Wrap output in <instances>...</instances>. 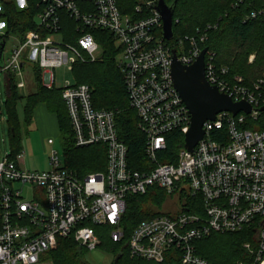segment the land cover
Returning <instances> with one entry per match:
<instances>
[{"label":"built area","instance_id":"built-area-1","mask_svg":"<svg viewBox=\"0 0 264 264\" xmlns=\"http://www.w3.org/2000/svg\"><path fill=\"white\" fill-rule=\"evenodd\" d=\"M236 1L238 7L242 0ZM132 2V12L124 13ZM16 4L35 12V29L21 40L7 37L14 46L0 71L22 77L30 63L42 72L45 87L57 88L54 70L71 71L77 63L97 62L102 52L94 32L108 31L120 50L117 62L129 106L146 136L147 162L140 171L132 168L116 112L97 109L89 85L66 81L59 89L74 144L103 146L105 168L78 173L63 166L57 151L52 169L41 172L26 169L22 151L0 157V264H43L42 258L56 249L58 241L69 237L95 251L101 243L95 226L100 225L111 226L112 239L119 242L124 237L121 222L127 199L157 190L169 198L171 208L137 225L128 241L132 257L155 263L213 264L199 254V241L213 234L246 232L252 240L244 243L246 254L236 264H264V76L247 84L243 76L231 75L219 64L216 53L204 47L211 26L170 44L174 37L164 38L159 0H16ZM246 19L264 21V10H255ZM64 28H76V43L64 41ZM0 29L5 30L2 22ZM204 49L206 81L234 102L248 103L252 112L219 113L204 124L202 140L189 151L185 135L191 115L173 80V52L182 65L192 66ZM24 86L23 81L17 83V88ZM173 132L184 135V144L174 163H160L159 154L166 151L167 136Z\"/></svg>","mask_w":264,"mask_h":264},{"label":"trees","instance_id":"trees-1","mask_svg":"<svg viewBox=\"0 0 264 264\" xmlns=\"http://www.w3.org/2000/svg\"><path fill=\"white\" fill-rule=\"evenodd\" d=\"M132 1V0H131ZM174 6L173 31L176 44L180 38L197 36L208 26L206 48L217 55V62L226 66L231 75H241L247 84H252L264 76V21L262 19H246L255 10H264V0H242L235 7L236 0H165ZM135 2V1H134ZM132 4L123 10L131 13ZM0 22L5 24L6 37L16 35L23 39L34 26L35 12L20 10L16 0H0ZM64 41L76 43V28H64ZM95 37L101 46V58L94 63H77L73 69L76 84H87L92 89L93 104L97 109L116 112V123L120 138L129 149V162L135 170H142L147 157L145 154L146 136L138 127V116L129 106L123 74L118 67L119 48L111 33L97 29ZM255 54L252 64L249 57ZM37 91L24 98L17 89V81L8 73V97L5 106L8 111V124L13 153L21 151V124L18 108L23 105L25 121L30 125L36 107L43 103L58 118L60 131L64 141V151L68 157V165L81 174L103 170L105 168V148L103 146L76 147L73 131L66 107L62 104L61 89H48L43 86L40 70L35 67ZM184 144V135L173 132L167 136V149L159 154L160 163H174L177 151ZM68 168V167H67ZM68 168V169H71ZM166 195L159 190L147 195L129 197L121 226L124 237L115 242L109 232L111 226H95L100 238L99 249L107 252L113 261L111 264H171V262L155 263L132 257L128 241L137 225L144 219L160 214L166 201ZM2 207L0 192V230L2 225ZM109 232V233H108ZM252 240L246 232L236 234H213L197 243L199 254L213 264H236L245 256L244 243ZM89 251L76 243L72 238L58 241L56 249L47 253L43 263L50 264H90L86 259Z\"/></svg>","mask_w":264,"mask_h":264},{"label":"rangeland","instance_id":"rangeland-1","mask_svg":"<svg viewBox=\"0 0 264 264\" xmlns=\"http://www.w3.org/2000/svg\"><path fill=\"white\" fill-rule=\"evenodd\" d=\"M21 10V9H20ZM5 32L4 29H0V35H3ZM15 38L18 36L14 35ZM55 39H60V37H55ZM8 47L5 53V60L7 61L10 58L11 49L14 44L11 39H8ZM118 47V46H117ZM29 51H26L24 57L28 55ZM120 51H118V56ZM117 56V57H118ZM255 59V54H252L249 57L248 63L252 64ZM118 63V62H117ZM75 66V65H74ZM33 64L26 63L25 77L27 81V88L20 90V93L23 97H26L29 92L35 91V81L34 75L32 73ZM57 88H60L65 84L66 81L76 82L75 77L73 76V70L69 71L67 67L56 68L54 70ZM45 82H42L44 84ZM55 88V87H54ZM7 99L6 85H5V76L4 73L0 72V157H4L12 149L11 135L9 131L8 124V111L4 103ZM63 104V103H62ZM23 105H20L18 108V117L21 124L20 131V145L21 151L25 154V167L30 171H48L51 170V158L54 154V151H57L62 160L63 166L69 167L68 157L64 153V141L61 132L59 131L55 117L53 115H46L44 113H39V108L43 107L40 105L36 114L33 117L31 125H27L25 121V112L23 110ZM41 110V109H40ZM49 114V113H48ZM49 116V117H47ZM53 122V123H52ZM53 140V144L49 143V140ZM74 168H71L73 170ZM78 172L77 170H73ZM79 173V172H78ZM171 201L169 198H166V201L163 205L162 210H170ZM113 228H110L109 232L111 234ZM108 232V233H109ZM86 259L90 264H111L113 258L105 251L97 249L95 251L88 252L86 254ZM50 264V263H43Z\"/></svg>","mask_w":264,"mask_h":264},{"label":"water","instance_id":"water-1","mask_svg":"<svg viewBox=\"0 0 264 264\" xmlns=\"http://www.w3.org/2000/svg\"><path fill=\"white\" fill-rule=\"evenodd\" d=\"M158 9L163 18V35L166 40L174 37L173 17L174 6L159 0ZM6 47V41L0 42V57ZM207 49L192 66H184L173 52L172 76L175 86L186 104L191 115V127L185 135V146L193 151L195 146L204 136L203 126L207 121L215 120L222 112H232L237 115L240 112L249 114L251 106L244 102H234L229 96L222 94L216 87L211 86L205 79L204 66ZM264 111V107L261 109Z\"/></svg>","mask_w":264,"mask_h":264},{"label":"crops","instance_id":"crops-1","mask_svg":"<svg viewBox=\"0 0 264 264\" xmlns=\"http://www.w3.org/2000/svg\"><path fill=\"white\" fill-rule=\"evenodd\" d=\"M0 42H1V41H0ZM7 47H8V45H7ZM4 59H5V56L3 57V55H2V56L0 57V64L3 63ZM5 61H6V60H5ZM5 61H4V62H5ZM25 70H26V67L22 70V77H21V76L16 77V81H17V83L23 81V83L25 84L24 88H17L18 91H19V93H20V90H23V89H26V88H27V81H26V77H25ZM0 72H1V73H4V72H2V71H0ZM32 73H33V75H34V81H35V86H36V88H35V91H34V92H29L28 95H27L26 97H28V96L34 94V93L37 91V79H36L35 68H33V67H32ZM11 74H14V73H11ZM4 76H5L6 93H7V97H8V83H7L8 73H4ZM40 77H41V81L43 82V79H42V72H41V71H40ZM43 86H44V84H43ZM46 88H47V87H46ZM20 95H21V93H20ZM21 96H22V95H21ZM22 97H23V96H22ZM26 97H24V98H26ZM6 100H7V99H6ZM62 103H63V105L65 106V104H64V102H63V99H62ZM40 105H43V107H40V108H39V113H44V114H46V115H50V114L53 115V116L55 117L56 125H57V127H58V129H59V131H60V125H59V121H58L57 115H56L53 111H50L46 104H43V103L39 104V105L36 107L35 111H34V115H33V117L35 116V114H36V110H37V108H38ZM4 106H5V103H4ZM40 109H41V110H40ZM48 113H49V114H48ZM47 117H49V116H47ZM32 121H33V120H32ZM31 123H32V122H31ZM52 123H53V122H52ZM30 125H31V124H30ZM30 125H29V126H30ZM60 132H61V131H60ZM50 140H51V139H50ZM11 150L13 151V149H11Z\"/></svg>","mask_w":264,"mask_h":264}]
</instances>
